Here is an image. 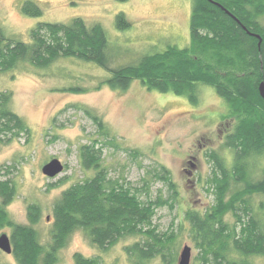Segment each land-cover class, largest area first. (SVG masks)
<instances>
[{"label":"rangeland","instance_id":"1","mask_svg":"<svg viewBox=\"0 0 264 264\" xmlns=\"http://www.w3.org/2000/svg\"><path fill=\"white\" fill-rule=\"evenodd\" d=\"M22 1L0 0V24L6 35L28 41L29 31L38 21L66 22L80 17L87 24L99 23L107 37V68L61 57L48 67L20 63L0 73V90L10 91L11 108L29 129L28 134L0 145V178H10L15 184V194L5 207L9 217L29 224L27 206L37 204L41 210L34 227L39 241L48 245L53 203L64 188L93 174V169L81 166L79 148L97 139L101 163L110 176H122L137 186L143 184V177L151 179L149 192L140 194L142 199H154L158 194L168 197V186L154 174L161 165L170 171L176 200L173 208H156L152 221L159 232H176L177 254L183 245L191 247L193 264L197 250L186 223L180 228L178 224L186 209L202 212L214 202L213 191L207 190L211 161L205 153L216 150L228 166L231 164V151L223 142L233 119L221 118L225 103L209 85L199 86V101L192 104L184 96L149 90L137 79L126 89L105 83L109 69L136 63L143 55L168 45L187 46L192 0H33L42 9L38 17L23 14ZM119 12L130 23L125 29L116 28ZM258 22L264 28V14ZM70 86L78 90H68ZM134 150L138 151L135 156ZM51 158L60 160L63 170L47 177L41 167ZM249 163L251 177L260 178L264 155L251 158ZM250 201L257 217L264 220V206L260 209L263 196L253 194ZM224 220L230 225L236 222L231 212ZM9 231L0 228V234L9 236ZM138 239L125 237L101 251L76 229L57 251L54 264H75L74 253L99 257L102 264H129L124 246ZM251 261L264 264V257L252 256ZM2 263L18 264L11 253L0 250ZM145 264L165 263L155 257Z\"/></svg>","mask_w":264,"mask_h":264},{"label":"trees","instance_id":"2","mask_svg":"<svg viewBox=\"0 0 264 264\" xmlns=\"http://www.w3.org/2000/svg\"><path fill=\"white\" fill-rule=\"evenodd\" d=\"M230 12L227 14L209 0H192L187 46L168 45L166 49L143 55L136 63L110 70L105 83L115 89H126L139 80L147 89L171 92L197 104L199 86L209 85L225 103L221 118H232L224 135L223 146L231 151V164L216 150L205 154L211 161L207 190L214 202L204 211L186 209L179 228L186 223L189 238L197 250L193 264H253L252 256L264 257V220L257 217L250 198H264V166L261 177H251L250 159L264 155V98L258 86L264 82V28L258 22L264 14V0H213ZM20 11L29 17L42 14L33 0H23ZM232 15V16H231ZM117 29L130 23L122 12L116 14ZM245 27V29L243 28ZM258 33V38L248 33ZM107 37L99 23L87 24L74 17L66 22L38 21L29 31V40L6 35L0 24V73L15 69L20 63L48 67L61 57L96 62L107 68ZM72 87V88H71ZM68 90H78L73 86ZM100 125V120L92 116ZM29 129L11 108L10 91L0 90V145ZM105 132H103L104 134ZM97 139L79 148L84 169L92 175L64 188L52 207L50 243L43 245L34 224L40 207L27 206L29 224L13 221L6 205L15 194L12 179L0 178V228H9V239L18 264H54L57 251L76 229H81L101 251L125 237L140 239L124 246L129 264H145L160 257L165 264L178 260L174 230L159 232L153 224L156 208H173L177 190L170 171L163 165L154 177L170 190L168 197L158 194L142 199L149 192L151 179L143 177L141 186L112 177L101 163ZM134 156L138 151L134 150ZM264 206L260 202V209ZM231 212L235 223L224 215ZM238 225V226H237ZM75 264H102L99 257L73 255ZM8 264V263H2Z\"/></svg>","mask_w":264,"mask_h":264},{"label":"water","instance_id":"3","mask_svg":"<svg viewBox=\"0 0 264 264\" xmlns=\"http://www.w3.org/2000/svg\"><path fill=\"white\" fill-rule=\"evenodd\" d=\"M210 2H213L214 4L218 5L221 9H223L227 14H230L228 10H226L224 7H222L219 3L213 0H209ZM232 16V15H231ZM245 29V27L243 26ZM249 34L255 36L258 38V46L261 41V36L258 33H252L249 32ZM258 90L262 98H264V82L261 81L258 86ZM63 170V164L60 160L57 158H51L49 161L44 163L41 167L42 173L47 176V177H54L58 173H60ZM0 250L3 251L4 253L10 254L12 252V246L10 243L9 236L6 233H1L0 234ZM190 258H191V247L187 244L183 245L181 248L179 255H178V260L177 264H190Z\"/></svg>","mask_w":264,"mask_h":264}]
</instances>
